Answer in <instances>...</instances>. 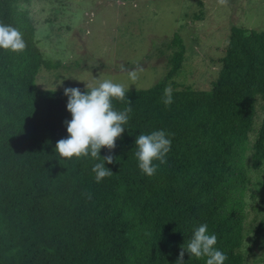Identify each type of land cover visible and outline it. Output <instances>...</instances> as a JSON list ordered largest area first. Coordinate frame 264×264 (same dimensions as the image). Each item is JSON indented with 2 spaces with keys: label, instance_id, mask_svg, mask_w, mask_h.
I'll return each instance as SVG.
<instances>
[{
  "label": "trees",
  "instance_id": "trees-1",
  "mask_svg": "<svg viewBox=\"0 0 264 264\" xmlns=\"http://www.w3.org/2000/svg\"><path fill=\"white\" fill-rule=\"evenodd\" d=\"M15 3L0 0V22L26 42L19 54L0 49V264H176L200 224L216 235L224 264H243L244 198L250 170L264 159V30L230 27L206 91L172 81L184 49L174 34L163 78L128 90L125 131L111 152H99L114 157L104 165L113 175L96 183L92 167L100 161L90 155L59 162L55 146L71 120L67 97L34 84L40 68L59 63L42 58L34 26ZM257 99L261 120L249 141ZM113 107L128 104L113 100ZM158 130L170 134L171 149L148 177L138 168L135 140ZM183 259L206 264L187 252Z\"/></svg>",
  "mask_w": 264,
  "mask_h": 264
},
{
  "label": "rangeland",
  "instance_id": "rangeland-1",
  "mask_svg": "<svg viewBox=\"0 0 264 264\" xmlns=\"http://www.w3.org/2000/svg\"><path fill=\"white\" fill-rule=\"evenodd\" d=\"M16 0L35 29L42 58L59 63L40 68L34 84L40 90L85 88L93 78L111 79L129 90L148 89L163 78L178 35L183 45L180 68L172 81L209 90L232 26L264 30V0ZM199 16L200 19H195ZM123 65L143 71L130 81ZM92 76V77H91ZM84 81V82H81ZM62 82V83H61ZM262 101L254 104L249 141L254 139ZM243 264H264V159L250 170L244 198Z\"/></svg>",
  "mask_w": 264,
  "mask_h": 264
},
{
  "label": "clouds",
  "instance_id": "clouds-1",
  "mask_svg": "<svg viewBox=\"0 0 264 264\" xmlns=\"http://www.w3.org/2000/svg\"><path fill=\"white\" fill-rule=\"evenodd\" d=\"M217 2L220 5L228 4V0H217ZM0 49L16 54L22 53L26 49V42L21 31L0 22ZM120 70L134 82L139 79V73L143 68L137 65L135 69L128 70L121 65ZM92 79L95 84L85 83L83 92L80 88L64 89L63 94L67 97L66 110L70 113L71 120L64 121L67 137L56 143L55 153L60 163L89 155L94 160L100 161L92 167L95 182L100 183L104 178L113 175L104 165L112 164L114 157L109 154L101 159L99 152L102 148L108 149L109 152L115 148L116 140L125 131L124 125L128 123L132 103L126 99L129 87L115 83L111 79L100 80L93 77ZM113 100L126 101L128 107L117 111L113 107ZM163 103L166 107L173 103L170 85L164 89ZM169 135L164 130H158L151 134H140L136 138L135 157L138 168L144 175L152 177L157 172L158 165L154 162L158 161L159 165L166 163L165 158L172 144ZM88 198L91 199L90 194ZM216 243L217 237L208 233V225L200 224L194 229L187 245L181 247L176 264H184L185 252L190 257L206 258V264H224L227 256L215 247Z\"/></svg>",
  "mask_w": 264,
  "mask_h": 264
}]
</instances>
